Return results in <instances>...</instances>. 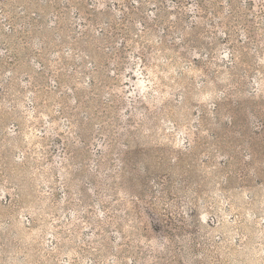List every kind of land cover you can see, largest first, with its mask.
I'll use <instances>...</instances> for the list:
<instances>
[{
  "label": "rangeland",
  "instance_id": "374dc122",
  "mask_svg": "<svg viewBox=\"0 0 264 264\" xmlns=\"http://www.w3.org/2000/svg\"><path fill=\"white\" fill-rule=\"evenodd\" d=\"M0 264H264V0H0Z\"/></svg>",
  "mask_w": 264,
  "mask_h": 264
}]
</instances>
